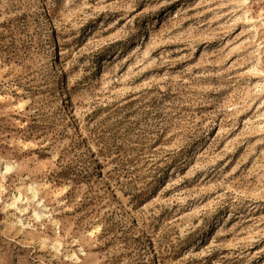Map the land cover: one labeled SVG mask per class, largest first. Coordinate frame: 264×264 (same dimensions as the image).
I'll return each mask as SVG.
<instances>
[{"label": "rangeland", "instance_id": "rangeland-1", "mask_svg": "<svg viewBox=\"0 0 264 264\" xmlns=\"http://www.w3.org/2000/svg\"><path fill=\"white\" fill-rule=\"evenodd\" d=\"M0 264H264V0H0Z\"/></svg>", "mask_w": 264, "mask_h": 264}, {"label": "bare ground", "instance_id": "bare-ground-1", "mask_svg": "<svg viewBox=\"0 0 264 264\" xmlns=\"http://www.w3.org/2000/svg\"><path fill=\"white\" fill-rule=\"evenodd\" d=\"M50 39H53V30L51 29L50 30ZM52 48L54 49V51H53V49L51 50V49H48V51H47V57H48V59H53V57H54V59L55 58H57V51H56V53H55V44L53 43L52 44ZM54 62V61H53ZM57 69H56V72H57V75H58V77H57V79H58V81L61 83V84H63V90H62V94L60 95V98H61V101H62V99L64 98H66V99H68V91H67V89H66V87H65V80H64V76H63V74H64V71H63V69H62V67L60 66V64L57 62ZM7 169H9V168H11L10 166H8V167H6Z\"/></svg>", "mask_w": 264, "mask_h": 264}]
</instances>
